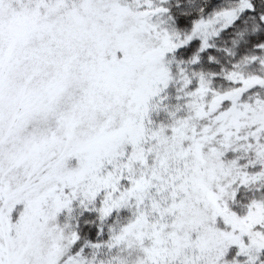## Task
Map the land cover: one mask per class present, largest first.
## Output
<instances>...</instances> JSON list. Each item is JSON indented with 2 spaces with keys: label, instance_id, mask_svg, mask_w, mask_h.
Masks as SVG:
<instances>
[{
  "label": "snow or ice",
  "instance_id": "1",
  "mask_svg": "<svg viewBox=\"0 0 264 264\" xmlns=\"http://www.w3.org/2000/svg\"><path fill=\"white\" fill-rule=\"evenodd\" d=\"M0 264H264V0H0Z\"/></svg>",
  "mask_w": 264,
  "mask_h": 264
}]
</instances>
